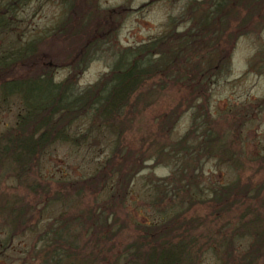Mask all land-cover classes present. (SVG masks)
<instances>
[{
    "label": "trees",
    "instance_id": "16d2710c",
    "mask_svg": "<svg viewBox=\"0 0 264 264\" xmlns=\"http://www.w3.org/2000/svg\"><path fill=\"white\" fill-rule=\"evenodd\" d=\"M30 1L0 0V116L14 110L0 129V254L20 239L18 264H264V146L246 153L242 139L264 115V97L223 119L208 94L230 72L238 39L264 29V0H185L164 33L135 46L117 44L128 2L54 0L57 20L25 32ZM258 45L247 70L264 75ZM102 58L108 71L80 86ZM167 90L181 96L158 114L153 136L128 143L125 134ZM188 111V129L171 138ZM103 143L109 153L85 175L44 174L55 147ZM208 161L229 179L204 177ZM148 162L170 170L148 178L152 215L140 222L127 202Z\"/></svg>",
    "mask_w": 264,
    "mask_h": 264
},
{
    "label": "rangeland",
    "instance_id": "374dc122",
    "mask_svg": "<svg viewBox=\"0 0 264 264\" xmlns=\"http://www.w3.org/2000/svg\"><path fill=\"white\" fill-rule=\"evenodd\" d=\"M131 9L124 19L118 33L117 44L120 46H135L149 39L157 37L164 33L167 29L169 16H177L183 9L185 0H156L148 4L150 0H100V4L104 8L116 7L120 4L127 3ZM147 4V5H146ZM60 4L54 0H31L23 9L26 16V31H40L49 28L51 24L57 20L60 14ZM259 43L264 44V29L260 35L255 37L252 35L242 36L238 39L233 51L230 72L220 77L210 87L209 107L212 115L215 117L230 116V112L234 107L241 104H251V108L256 106L257 99L264 97V75H259L254 71H248V63L251 57L259 47ZM108 59H95L89 63L79 78V85L86 86L94 83L101 74L108 71ZM59 76H64V70L58 71ZM180 92L167 90L165 94L159 97L157 103L151 108L143 111L137 121L131 127V131L125 135L128 143L133 142V138L138 136L150 135L152 137L157 130L156 117L167 107H170L171 101L178 99ZM255 110V109H254ZM190 112H186L175 125L172 130L171 138L177 139L189 127ZM255 112L251 115H254ZM14 110L5 111L0 116V129L4 127L3 123L13 122ZM244 137V138H243ZM244 151L246 153H255L262 151L264 146V115L254 116L250 123L243 127ZM108 144L104 143L96 148L74 149L68 145H59L50 151L45 162V175L59 176L63 174L68 178H77L85 175L93 168V162L97 160L99 152L109 153ZM104 150V151H103ZM150 162L142 170L132 182V193L128 199V208L136 213V219L140 222L144 221V216L152 215L149 207V188L148 178L164 177L169 173V168L163 165L152 166ZM204 177H209L210 181L224 182L229 179L230 173L220 171L215 167L213 161H208L204 166ZM132 227H129V231ZM5 232L0 230V247L4 240ZM24 244V240L14 239L8 244L5 251L0 254V264H18L16 254L20 253L21 247L16 245ZM13 248L15 254H13ZM13 250V251H12ZM203 264H216L215 261L208 257Z\"/></svg>",
    "mask_w": 264,
    "mask_h": 264
}]
</instances>
